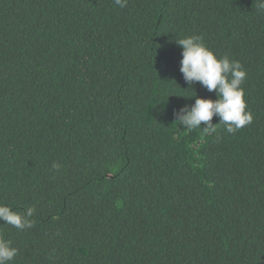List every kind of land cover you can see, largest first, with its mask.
Returning a JSON list of instances; mask_svg holds the SVG:
<instances>
[{
  "label": "trees",
  "instance_id": "16d2710c",
  "mask_svg": "<svg viewBox=\"0 0 264 264\" xmlns=\"http://www.w3.org/2000/svg\"><path fill=\"white\" fill-rule=\"evenodd\" d=\"M193 35L247 73L234 133L175 121L216 99L179 70ZM0 204L35 209L0 220L9 264H264L257 0H0Z\"/></svg>",
  "mask_w": 264,
  "mask_h": 264
},
{
  "label": "clouds",
  "instance_id": "9594fccd",
  "mask_svg": "<svg viewBox=\"0 0 264 264\" xmlns=\"http://www.w3.org/2000/svg\"><path fill=\"white\" fill-rule=\"evenodd\" d=\"M121 8L126 6L127 0H114ZM257 7L264 10V0H257ZM182 49L180 72L184 81L189 85L199 83L208 92L215 93L216 99L197 98L193 105L185 106L175 113V121L188 132L201 128L203 132H215L212 124L213 117L219 119V124L225 126L228 133L243 128L253 120L250 111H246L245 91L241 87L246 78V71L236 60H229L227 56L217 58L199 36H186L175 41ZM187 90H185L186 92ZM58 164H53L58 169ZM35 209L28 208L25 213L12 211L9 206L0 204V220L17 229L31 228L33 221L29 219ZM18 254V249L11 246V241L0 237V264H9Z\"/></svg>",
  "mask_w": 264,
  "mask_h": 264
}]
</instances>
